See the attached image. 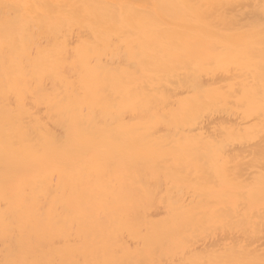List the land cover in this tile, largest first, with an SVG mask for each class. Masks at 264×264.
<instances>
[{
	"label": "bare ground",
	"instance_id": "6f19581e",
	"mask_svg": "<svg viewBox=\"0 0 264 264\" xmlns=\"http://www.w3.org/2000/svg\"><path fill=\"white\" fill-rule=\"evenodd\" d=\"M258 3L0 0V261L260 264Z\"/></svg>",
	"mask_w": 264,
	"mask_h": 264
},
{
	"label": "snow or ice",
	"instance_id": "6c2138e0",
	"mask_svg": "<svg viewBox=\"0 0 264 264\" xmlns=\"http://www.w3.org/2000/svg\"><path fill=\"white\" fill-rule=\"evenodd\" d=\"M3 7L6 10H12V9H19L22 6L21 5H12V4H5ZM237 7H243V6H237ZM258 8L260 11V30L262 33V38H264V0H259ZM262 56H264V49H262ZM261 105H262V115H264V93H262L261 96ZM0 264H36V262L27 261V260H9V261H0ZM189 264H192V262H189ZM212 264H252V262L248 261H231V262H212ZM260 264H264V260H261Z\"/></svg>",
	"mask_w": 264,
	"mask_h": 264
}]
</instances>
